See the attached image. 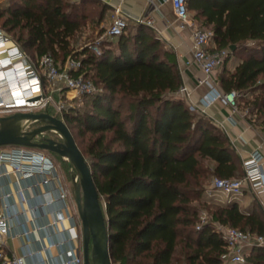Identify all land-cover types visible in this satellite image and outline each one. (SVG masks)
I'll use <instances>...</instances> for the list:
<instances>
[{
  "label": "trees",
  "instance_id": "trees-1",
  "mask_svg": "<svg viewBox=\"0 0 264 264\" xmlns=\"http://www.w3.org/2000/svg\"><path fill=\"white\" fill-rule=\"evenodd\" d=\"M109 8L103 0H13L0 5V31L37 58L80 60L72 74L102 87L82 95L87 108L62 113L100 192L112 263L225 264L219 225L264 236L262 210L207 194L216 176H242L244 163L228 134L176 95L177 55L147 23L101 40V52L90 45L74 52L83 28L100 25ZM188 8L211 31L214 49H228L223 65L241 58L218 83L237 92V108L264 130V0H188ZM246 264H264V244Z\"/></svg>",
  "mask_w": 264,
  "mask_h": 264
},
{
  "label": "built area",
  "instance_id": "built-area-1",
  "mask_svg": "<svg viewBox=\"0 0 264 264\" xmlns=\"http://www.w3.org/2000/svg\"><path fill=\"white\" fill-rule=\"evenodd\" d=\"M171 3L174 10L177 26L181 30L190 29L192 33V58L187 62L188 64L197 65L204 77L199 79V83H207L210 86L211 93L205 96L206 105H211L216 100H223L237 108V92L235 90L226 92L220 88L219 83L213 79V73L223 66L227 56L228 49H213L210 46L212 33L210 30L204 28L191 14L188 8V0H164ZM130 15L124 11L121 5L115 6L114 16L110 25L106 28L104 37H115L123 34L129 25ZM152 24V20H141ZM1 35V33H0ZM2 37L0 36V39ZM101 40L99 39L92 45V48L97 52L100 50ZM7 56L10 58L6 61L3 68L6 70L5 74L8 77H16V80L11 83L14 86L12 89L13 97L6 107H24L15 106L14 104H21L34 100L37 104L38 95L42 93L44 80L49 82H62L74 92L75 95L82 96L84 94H92L102 91V87L97 85L91 79H87L84 75L75 76L72 74L73 69H79L81 61L73 57H69L66 61V67L61 70L57 67L52 55L46 54L41 58V67L44 68L43 75H41L35 65L29 64L26 61L25 65H14L16 57H25L24 52L18 45L12 47H5ZM15 59V60H14ZM27 60V59H26ZM14 71L13 74H9ZM20 86L25 90L22 93L15 94L16 87ZM29 91L27 92L26 90ZM176 95L187 100L189 96V88L186 84H182ZM31 98V99H28ZM35 104V105H36ZM44 105H47L45 103ZM34 106V105H30ZM57 107V114L62 112L64 105H55ZM61 115V114H59ZM17 148L12 151L0 149V179L10 176L15 173L20 180L36 179L35 186H40L43 193L49 198L50 203L61 202L62 207H69V190L63 184L60 175L54 162L43 152L41 148L29 147L23 145H15ZM264 155L256 150L249 159L244 162L245 172L242 176L223 178L216 176L212 183L216 191L227 195L229 201H237L240 196L244 194L245 189H251L259 194H264ZM32 185L23 186L18 185L17 192L23 201L28 200L24 193V189L31 188ZM30 210L33 207L30 206ZM27 215V212H24ZM74 222V228L80 226V222L75 216H70ZM62 221V217H58ZM21 226L20 232L15 231V225ZM55 222H57L55 220ZM26 223L33 224L34 217L29 219L19 218V212L13 208V204L5 201L0 205V264H28L27 253L19 254L16 252L10 253L7 246V238L9 236H28L30 229L26 227ZM34 228L39 229L40 226ZM219 230L222 232L227 243L228 251L223 255L225 261L233 264H246L247 255L255 245L264 244V236L255 235L249 231L242 230L237 227L228 225H219ZM76 237L83 239V233L76 234ZM76 264H84L83 257L75 258Z\"/></svg>",
  "mask_w": 264,
  "mask_h": 264
},
{
  "label": "crops",
  "instance_id": "crops-1",
  "mask_svg": "<svg viewBox=\"0 0 264 264\" xmlns=\"http://www.w3.org/2000/svg\"><path fill=\"white\" fill-rule=\"evenodd\" d=\"M103 1L110 5L103 20V25L106 27L110 25L114 16V8L118 5H121L130 15L129 24L141 20H152L151 27L165 40L167 47L174 50L177 55L183 83L189 88L187 102L193 105L199 113L211 117L219 128L228 134L243 163L256 150L264 155V130L252 122L245 111L234 108L223 100H216L211 105H206L205 96L211 93L210 86L207 83H199L204 73L197 65L187 63L192 58L191 30L178 28L171 3L164 0ZM210 46L214 49L215 42L212 41ZM234 56L226 65L213 73L214 80L219 81L220 72L225 68L233 70L236 67L241 58L235 56L233 59L235 61L231 64ZM262 163L264 167V158ZM35 182V178L20 180L15 173L0 179V205L5 201L11 202L13 208L18 210L21 221L34 217V226L30 223L25 224L30 229L28 236H9L6 248L10 253H27L28 264H76L75 258L83 257L81 239L76 237V234L82 233V228L73 227L74 222L70 216H75V214L71 200H69L68 208L62 207L63 204L60 201L50 203L43 189L35 186ZM19 184L32 185L31 188L24 189L28 198L26 201H23L17 192ZM221 196L228 200L226 194L221 193ZM238 203L241 208L264 212V194L256 193L251 189H245ZM30 206L33 210H30ZM24 212H27V215ZM58 217H62V221L58 220ZM35 225L40 228H34ZM14 229L20 232L21 226L18 225V221Z\"/></svg>",
  "mask_w": 264,
  "mask_h": 264
},
{
  "label": "water",
  "instance_id": "water-1",
  "mask_svg": "<svg viewBox=\"0 0 264 264\" xmlns=\"http://www.w3.org/2000/svg\"><path fill=\"white\" fill-rule=\"evenodd\" d=\"M236 47V44L230 46L232 50ZM35 121L42 124L28 130L27 128ZM47 131L58 132L62 140L50 137H45L42 141L35 140L38 135ZM4 145L38 147L69 159L79 179L78 181L77 176L73 177L74 200L82 223L84 264H113L103 201L91 166L65 119L49 110L17 111L10 115H2L0 116V147Z\"/></svg>",
  "mask_w": 264,
  "mask_h": 264
},
{
  "label": "rangeland",
  "instance_id": "rangeland-1",
  "mask_svg": "<svg viewBox=\"0 0 264 264\" xmlns=\"http://www.w3.org/2000/svg\"><path fill=\"white\" fill-rule=\"evenodd\" d=\"M13 2V0H0V5H4L7 2ZM192 16L194 17V13H191ZM195 18V17H194ZM199 23H201V21L198 18H195ZM146 23V22H144ZM148 24V23H147ZM150 25V24H148ZM151 26V25H150ZM131 25L129 26L130 29ZM95 28V29H94ZM104 29L103 33L100 34L98 33L99 30ZM106 26L103 25V22L98 25V26H92V25H87L86 27L83 28L82 32L80 33V35L77 37L76 41H74V47L75 50L74 52L80 51L82 50V48L86 45H90L92 46L94 43H96L99 39L100 40H104L105 38H108V36H103L105 31H106ZM6 30H2L0 31L1 33V39H0V69L4 70V72H6V70L3 68V65H5L6 61L9 62L10 58L7 56V52L5 50V47H12L15 44L17 45V43L11 38V35L7 32ZM212 43V40H211ZM25 54V59L22 56L16 57V60L14 61L15 64L14 65H25L26 61L29 64L26 65H35L37 71L43 75L44 72V68L41 67V58H37L35 55H33L31 52H24ZM237 57V56H236ZM54 60L55 57L53 56ZM27 59V60H26ZM235 56L232 58L231 64L234 63L235 60ZM238 61V59H236ZM55 63L57 65V67H59L61 70H63L66 66V62L63 63L61 62V59H58L57 61L55 60ZM0 70V71H1ZM2 72V71H1ZM1 76V75H0ZM5 77V75H4ZM8 77V76H7ZM11 78V77H8ZM5 81V79H3V76L1 78V81ZM16 80V79H14ZM0 81V82H1ZM6 82V81H5ZM4 87L0 88V116L2 115H10L12 113H15L17 111H34V112H38V111H44V110H49L51 111L53 114H57V107L55 106L57 105H64V107L67 109L69 107H75L78 106L82 109L87 108L86 105V101H87V97L84 98L82 96H78L75 95L74 92L70 91L69 88H67L64 83L62 82H49V81H45L44 85H43V90L42 93L40 95H38V101L36 105L34 106H24V107H6L5 105L8 104L10 99H7V96L9 95L8 91L5 90ZM13 93H11L12 95ZM45 103H47V105H44ZM63 111V109H62ZM61 114L60 116L63 117V113H59ZM64 118V117H63ZM42 123L39 121H35L32 123L33 127L34 125L39 126ZM45 137H50L56 140L61 141L62 138L59 135L58 132L56 131H47L44 132L40 135H38L36 137L37 141H41L43 140ZM17 148V146L15 145H4L1 146L0 149L2 150H6V151H12L13 149ZM43 150V149H42ZM43 152L54 162L58 174L60 175V178L63 182V184L65 185V187L69 190V200H71V205L75 214L76 219L81 223V219L78 213V209H77V205L76 202L74 200V183H73V177L77 176V172L75 167L70 163L69 159L55 153V152H51L48 150H43ZM78 179V176H77ZM79 181V179H78ZM207 194L209 196L211 195H215V197H217L218 199L221 200H226L225 198H223L221 196V192L216 191L213 187V183L211 182L210 186L207 188ZM201 221L202 222H206L210 219V215L209 212L207 211V209H202L201 213ZM80 227L82 228V223L80 224ZM83 247V240L81 238V249ZM225 264H228V262H225Z\"/></svg>",
  "mask_w": 264,
  "mask_h": 264
},
{
  "label": "bare ground",
  "instance_id": "bare-ground-1",
  "mask_svg": "<svg viewBox=\"0 0 264 264\" xmlns=\"http://www.w3.org/2000/svg\"><path fill=\"white\" fill-rule=\"evenodd\" d=\"M1 70V69H0ZM2 71V72H1ZM0 71V81H1V78H2V76H3V79H5V81L3 80V81H1L0 82V88L1 87H4L5 88V90H7L8 91V93H9V95L7 96V99H11V97H13L14 95L12 94L11 95V93H12V89H13V87L14 86H11V83H13L14 81V79L16 78V77H11V78H8L6 75H5V77H4V74H5V72H4V70H1ZM14 73V71H10L9 72V74H13ZM3 88V89H4ZM24 91V93H25V90L23 89V88H21L20 86H17L16 87V91H15V94L17 93V94H19V93H22ZM27 92L29 91V89L28 90H26ZM1 96V95H0ZM2 97V96H1ZM28 99H31V98H28ZM34 100H28V102L27 101H25V103L23 102V103H21V104H14L15 106H30V105H35L36 103L35 102H33ZM8 102H10V100L8 101ZM2 106V105H1ZM0 106V107H1Z\"/></svg>",
  "mask_w": 264,
  "mask_h": 264
},
{
  "label": "flooded vegetation",
  "instance_id": "flooded-vegetation-1",
  "mask_svg": "<svg viewBox=\"0 0 264 264\" xmlns=\"http://www.w3.org/2000/svg\"><path fill=\"white\" fill-rule=\"evenodd\" d=\"M32 126V124L30 125V127L29 128H27L28 130H30V129H32V128H34V127H36V125H34L33 127H31ZM35 140H36V138H35ZM37 141V140H36ZM42 141V140H41Z\"/></svg>",
  "mask_w": 264,
  "mask_h": 264
}]
</instances>
